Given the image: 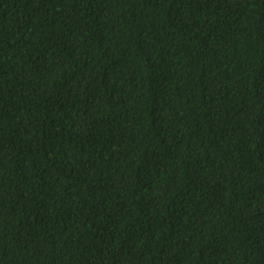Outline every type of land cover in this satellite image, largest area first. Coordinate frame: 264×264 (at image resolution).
<instances>
[{"label": "trees", "instance_id": "1", "mask_svg": "<svg viewBox=\"0 0 264 264\" xmlns=\"http://www.w3.org/2000/svg\"><path fill=\"white\" fill-rule=\"evenodd\" d=\"M0 264H264V0H0Z\"/></svg>", "mask_w": 264, "mask_h": 264}]
</instances>
